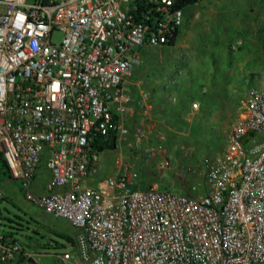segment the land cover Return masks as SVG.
<instances>
[{"label": "built area", "instance_id": "1", "mask_svg": "<svg viewBox=\"0 0 264 264\" xmlns=\"http://www.w3.org/2000/svg\"><path fill=\"white\" fill-rule=\"evenodd\" d=\"M178 1L0 0V178L75 232L37 252L0 213V264H264V87L246 92L221 153L179 168L184 191L139 184L137 160L157 159L140 68L176 41ZM111 138L136 156L94 180Z\"/></svg>", "mask_w": 264, "mask_h": 264}, {"label": "rangeland", "instance_id": "2", "mask_svg": "<svg viewBox=\"0 0 264 264\" xmlns=\"http://www.w3.org/2000/svg\"><path fill=\"white\" fill-rule=\"evenodd\" d=\"M185 16L184 11V25ZM237 42L240 45L234 49ZM140 78L151 97L148 143L157 157L149 162L137 160L140 186L184 191L179 168L198 167L200 159L221 153L246 92L264 87V0H242L218 20L187 23L173 45L146 52ZM194 101L199 112L189 125L186 114ZM131 155L136 156L126 146L105 149L94 180L111 175L117 159ZM161 160L167 168L157 167ZM0 179L5 194L0 213L22 227L18 237L25 246L33 242L32 249L42 252L48 244L54 253V247L64 244L60 236L72 239L75 232L65 221L43 216L23 201L16 181ZM38 179L41 185L44 170Z\"/></svg>", "mask_w": 264, "mask_h": 264}, {"label": "crops", "instance_id": "3", "mask_svg": "<svg viewBox=\"0 0 264 264\" xmlns=\"http://www.w3.org/2000/svg\"><path fill=\"white\" fill-rule=\"evenodd\" d=\"M242 0H199L196 4L189 5L186 8H191L186 12V24L191 22H205L206 20H218L226 13L228 8L233 11L236 5ZM185 24V25H186ZM183 24L182 28L185 27ZM181 28V30H182Z\"/></svg>", "mask_w": 264, "mask_h": 264}, {"label": "trees", "instance_id": "4", "mask_svg": "<svg viewBox=\"0 0 264 264\" xmlns=\"http://www.w3.org/2000/svg\"><path fill=\"white\" fill-rule=\"evenodd\" d=\"M198 1L199 0H179L178 1V6L183 9V8L189 6V5L196 4ZM171 45H173V43ZM112 147H114V140L111 138L109 141H107L104 144L100 145L99 149L100 150L112 149ZM8 171L9 170H8L7 164H6L5 160H4V158L2 157V155L0 154V174L4 175V176H8V174H9ZM139 178H140V181H141V176ZM149 186H144V187L141 186V187L142 188H147ZM160 189H162V188H160ZM60 238L63 239V240H66L67 242H69L71 244H73V240L70 237L60 236ZM46 246L50 247V245H48V244ZM58 246L54 247V249L58 248ZM61 247H63V245H61Z\"/></svg>", "mask_w": 264, "mask_h": 264}]
</instances>
